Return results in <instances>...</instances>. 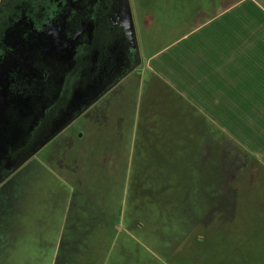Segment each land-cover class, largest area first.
<instances>
[{"label":"crops","instance_id":"crops-1","mask_svg":"<svg viewBox=\"0 0 264 264\" xmlns=\"http://www.w3.org/2000/svg\"><path fill=\"white\" fill-rule=\"evenodd\" d=\"M3 1L0 0V7ZM137 10L144 32L154 23L161 33L170 35L163 41L164 45L150 50L146 41L138 53L134 12H131L130 25L126 9L116 8L108 15L109 23L113 21L110 15H114L110 25H116V33L106 35L103 50L95 53L84 67L85 82L81 89L74 91L71 87L75 94L82 91L84 95L91 84L88 79L97 74L101 82L91 85V89L96 88L91 96H95L121 78L100 98L98 114L90 117V122L96 124L95 132H100L101 153L94 165L86 167L85 171L90 172L83 192L76 190L68 179L56 175L51 156L43 162L37 158L36 154L44 149L43 144L29 159L26 143L19 146L26 157H21L23 160H18L13 169L12 151L5 152V147L0 145V264H94L99 259L105 237L101 235L96 241L98 237L93 235L106 232L109 222V216L102 215V206L108 197L102 188L103 182L107 183L103 172L118 169L119 158L130 152L127 139L133 138L135 131L122 117L123 105L128 101L126 96L132 88L126 81L133 74L140 78L148 94V118L137 128L140 139L134 145V152L151 153L150 170H170L180 165L186 174L193 169L195 161L190 158L194 154L193 141L188 139H195V148L204 137L220 136L227 140L229 147L241 152L263 174L261 194L255 201L259 225L251 226L252 215L247 213V224L236 225L235 221L231 234L235 239V235L243 234L244 249L264 251V0H239L227 6L219 0H163L148 3L147 10L138 5ZM115 92L118 95L110 98ZM163 100L173 105L170 116H160L157 102ZM94 107L95 104L87 112ZM1 119L6 123L2 116ZM55 129L57 126H49L36 142H44V136L46 140L53 137L57 133ZM107 139H111L109 144ZM173 140L178 144L174 145ZM177 153L185 156L181 162L172 156ZM29 166L36 167L31 169L30 176L37 177L38 186L35 194L28 195L30 210L27 211V198L20 190L29 189V185L19 183V192H16L14 179ZM97 169L99 173L94 171ZM185 178L183 175L175 179L182 185L186 184ZM82 196L84 207L88 206V200H94L99 201V210L87 211V207L81 210L76 204ZM243 196L245 211L250 201L248 195ZM233 202L238 211L237 198ZM90 212L95 213V220L88 218ZM26 213L29 223L24 220ZM249 243L256 244L249 248ZM260 260L259 264H264V255Z\"/></svg>","mask_w":264,"mask_h":264},{"label":"rangeland","instance_id":"rangeland-1","mask_svg":"<svg viewBox=\"0 0 264 264\" xmlns=\"http://www.w3.org/2000/svg\"><path fill=\"white\" fill-rule=\"evenodd\" d=\"M72 1L55 0L56 6L49 10L47 14L50 15L41 25H32L25 14L5 30L2 41L0 40V119L2 116L6 123L3 119L0 120V145L8 152L23 146L25 142L28 148L26 156L29 159L35 156V150L43 144L44 149L36 154L37 158L43 162L51 156L56 175L68 179L76 190L83 192L90 172L85 171L86 167L94 165L101 153L100 132H95L96 124L90 122V117L98 114L100 98L121 78L105 92L91 96L96 90L91 89V85L101 82L96 74L87 81L91 83L87 93L83 95L79 91L75 94L74 91L83 86L84 67L95 53L103 50L110 27L116 33V25H106L108 12L113 13L114 9L123 6L126 14L128 13L126 19L130 25L131 12L135 13L133 24L138 53L139 49L142 51L144 42L147 41L149 49L153 50L157 45L163 46V41L170 35L161 33V29L154 23L144 32L140 26L142 20L136 15L138 5L147 10L148 3L163 0H91V4L81 2L78 6ZM236 1L239 0H219L224 6ZM101 3L102 6L108 5L109 10L101 11ZM110 16L114 21V15ZM146 20L148 23V19ZM101 27L103 37L91 49V43L96 39L91 37ZM82 36L86 37L85 41L81 40ZM83 45L86 48L80 51ZM103 62L100 61L106 68ZM126 82L132 88L126 96L128 101L123 105L122 117L128 120L131 130L134 128L135 131L132 132L133 138L127 139L130 152L119 158L118 169L103 172L107 183L103 182L102 188L106 190L108 197L105 206H102V215H108L109 222L105 226L106 232L93 235L94 238L98 237L96 241L101 235L105 237L104 247L94 264H235L230 258H225L227 253L231 255V251L227 252L229 249L237 251L233 257H243L242 263L236 264H259L264 251L259 248L244 249L242 242L233 244L234 238L231 240L229 225H233L235 221L236 225L247 224V213L252 215L251 226L259 225L256 202L262 188L261 171L247 161L241 152L229 147L227 140L220 136L204 137L198 140L200 146L196 148L195 139H188V142L193 141L194 154L190 158H195V161L193 169L187 170L186 174L185 170L180 169V165L170 170H150L151 153L134 152V145L140 139L137 128L148 118V94L145 85L135 74L129 76ZM71 87L74 91H71ZM116 93L109 97L114 98L118 95ZM160 99L161 97L158 98ZM153 100L156 104L155 99ZM94 104L92 111L87 112ZM157 105L161 117L170 116L174 112L170 101L163 100L157 102ZM52 125L57 126V133L48 140L44 136V142L37 143L39 134ZM158 127L157 122L156 128ZM9 132L12 133L11 136ZM107 140L109 144L111 139ZM173 144L178 142L173 140ZM18 155L12 154V169L19 163L13 160ZM20 155L23 159L26 157L25 154ZM183 155L177 153L172 156L181 162V157H185ZM156 157L158 161L159 154ZM35 168L29 166L14 179L17 183L16 192H19V183L29 185V189L23 187L20 190L27 198V211L30 210L28 195L35 194L38 186L35 184L37 177L30 176L31 169ZM94 171L99 173L98 169ZM183 175L186 176L183 182L186 184L180 185L181 192L178 194L175 187L179 182L175 178ZM50 179L53 180L52 177ZM16 192L13 194H17ZM245 194L250 202L244 211ZM235 198L239 205L238 211L233 202ZM81 199L76 204L81 210L85 207L87 211L99 210V201L88 200V206L84 207L85 197L82 196ZM94 212L88 214L89 219L95 220ZM238 215L239 217H235ZM24 220L30 222L27 213ZM255 244L249 243L248 246L251 248Z\"/></svg>","mask_w":264,"mask_h":264},{"label":"flooded vegetation","instance_id":"flooded-vegetation-1","mask_svg":"<svg viewBox=\"0 0 264 264\" xmlns=\"http://www.w3.org/2000/svg\"><path fill=\"white\" fill-rule=\"evenodd\" d=\"M50 1V2H49ZM55 0H42V1H35L33 2L32 0H4L2 2V5L0 7V40L2 41L3 34L5 30L8 29V27L12 26V22L18 21L20 19V16L25 15L28 16V18L31 20L32 25H41L43 24L44 20L46 17L50 14L49 10H52L56 4L54 3ZM85 2V0H78V3ZM78 3L75 4V6H78ZM107 6H102V3L100 5V10H109ZM103 8V9H102ZM109 14L111 11L108 12ZM97 15H95L96 17ZM105 16H103L104 18ZM29 20V21H30ZM13 22V23H14ZM102 22V21H101ZM108 22V23H107ZM110 24L109 20L107 18L106 25ZM103 28L99 30V28L93 33V36L91 37L96 39L94 42L91 43V49L95 48V44L97 40L101 37H103L102 33ZM110 34L106 35H113L114 29L110 27ZM117 30V27L115 28ZM92 34V33H91ZM81 40L85 41L86 37H80ZM90 39V40H91ZM80 42V41H79ZM22 47V46H20ZM86 48V45H83V47H79L80 51ZM24 144V143H23ZM17 153L19 154L17 157H13L14 161H18L21 158V148L16 147L14 151L11 152V157L12 154Z\"/></svg>","mask_w":264,"mask_h":264},{"label":"trees","instance_id":"trees-1","mask_svg":"<svg viewBox=\"0 0 264 264\" xmlns=\"http://www.w3.org/2000/svg\"><path fill=\"white\" fill-rule=\"evenodd\" d=\"M183 185V184H182ZM161 192H162V190H161ZM175 192L177 193L178 192V194H180V192H181V189H180V185H177L176 187H175ZM179 197V196H178ZM228 229V228H227ZM205 234H206V232H205ZM229 234H230V236H231V240H232V237H233V235L231 234V225H229ZM239 235H240V237H239ZM236 236V239H235V237H233L234 239L232 240V242H233V244H237V242H242L243 241V234H238V235H235ZM208 237V235H206V238ZM243 243V242H242ZM227 249V248H226ZM229 251H231V255H229L228 253H227V256L225 257L227 260L230 258V260H231V262L232 261H234L235 262V264L236 263H242V259H243V257H241V258H235V257H233L234 256V254L237 252H235V250H232V249H229V250H227V252H229ZM221 252V251H220Z\"/></svg>","mask_w":264,"mask_h":264}]
</instances>
